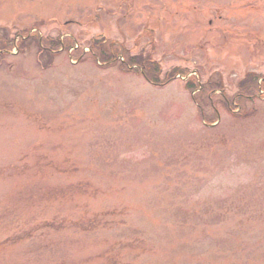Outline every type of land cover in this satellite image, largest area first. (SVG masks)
I'll return each mask as SVG.
<instances>
[{
	"label": "rangeland",
	"instance_id": "374dc122",
	"mask_svg": "<svg viewBox=\"0 0 264 264\" xmlns=\"http://www.w3.org/2000/svg\"><path fill=\"white\" fill-rule=\"evenodd\" d=\"M5 34L0 264H264V0H0ZM94 40L228 96L259 83L244 117L215 92L206 124L185 79L154 85Z\"/></svg>",
	"mask_w": 264,
	"mask_h": 264
},
{
	"label": "trees",
	"instance_id": "16d2710c",
	"mask_svg": "<svg viewBox=\"0 0 264 264\" xmlns=\"http://www.w3.org/2000/svg\"><path fill=\"white\" fill-rule=\"evenodd\" d=\"M29 39L34 41L38 44L39 47L45 48V46H52L56 47L57 44H60L59 38H39V37H32L28 36ZM28 38L22 39L20 43H23ZM9 40L7 35L5 34L4 39H0V50L6 49L9 44ZM69 40V39H68ZM94 54L97 55L99 60L101 61H108L112 58V56H116L118 53H121L124 57V60L117 58L116 64H118L119 68L123 69L125 72H134L139 73L142 77L154 85L164 86L169 83L177 73H182L181 69L178 67H172L166 72H161L160 65L152 59L151 54L144 53L143 50L138 51L137 53L131 52L130 50L126 49L125 47H119L117 44L113 45L112 42L108 41H100L94 40ZM4 54L0 51V55ZM114 63V64H115ZM259 74L254 72L247 73L246 78L244 80L239 81L238 83V90L232 96L225 95L223 91L224 84L221 77L217 79H212V77H208L206 81L198 82L195 77L188 78L185 80V88L189 91H194L196 89L197 92L191 96V99L196 103L198 114L201 116L202 120L207 123V118L203 115V109L205 106H212L213 110L215 111L214 117L215 120L217 119V105L214 104L218 103L216 101L212 102L214 93L215 95L222 101L225 105L227 110L232 111L233 115L235 116H245V100L251 99L252 96H246L242 94V92H247L251 89L255 84L259 83ZM218 91H221L218 93ZM254 97V96H253ZM235 116V117H236ZM212 119V118H211ZM214 122V120H212ZM51 226V224H50Z\"/></svg>",
	"mask_w": 264,
	"mask_h": 264
}]
</instances>
